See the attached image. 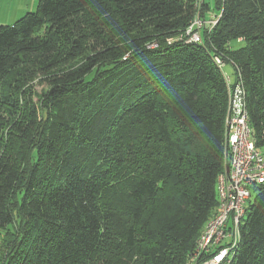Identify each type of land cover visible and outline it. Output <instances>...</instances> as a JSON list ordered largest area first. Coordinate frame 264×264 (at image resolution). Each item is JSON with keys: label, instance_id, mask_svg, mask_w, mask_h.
Masks as SVG:
<instances>
[{"label": "trees", "instance_id": "obj_1", "mask_svg": "<svg viewBox=\"0 0 264 264\" xmlns=\"http://www.w3.org/2000/svg\"><path fill=\"white\" fill-rule=\"evenodd\" d=\"M214 9L200 42L206 0H38L0 24V264H188L226 170L217 58L264 152V0ZM253 190L232 264H264Z\"/></svg>", "mask_w": 264, "mask_h": 264}, {"label": "built area", "instance_id": "obj_2", "mask_svg": "<svg viewBox=\"0 0 264 264\" xmlns=\"http://www.w3.org/2000/svg\"><path fill=\"white\" fill-rule=\"evenodd\" d=\"M212 24L215 20H210ZM205 21H193L185 30L189 41L200 42ZM216 62L223 68L217 58ZM228 83L224 153L227 169L217 177V210L204 224L188 264H232L239 225L254 187L264 185V152L255 146L240 82Z\"/></svg>", "mask_w": 264, "mask_h": 264}, {"label": "rangeland", "instance_id": "obj_3", "mask_svg": "<svg viewBox=\"0 0 264 264\" xmlns=\"http://www.w3.org/2000/svg\"><path fill=\"white\" fill-rule=\"evenodd\" d=\"M37 1L38 0H0V24L12 23L18 17L24 14L26 11H34L36 9ZM206 1L210 5V10L205 13L206 19L201 18L200 13L198 11L191 22H193L194 20L195 21L209 20V19L215 20V17L213 15L216 13V10L214 9V0H206ZM30 2H34L33 4L34 6L30 5L31 8H27V9L25 8V10L23 11V8L26 7L25 3L29 5ZM15 3L18 5L15 6ZM198 10H199V7H198ZM7 19H11V20L9 21ZM187 41H189L188 37H187ZM189 42H192V41H189ZM222 69L226 75L231 76V77L233 76L232 75L233 67L230 62L225 63ZM39 89L40 87L37 86V90ZM254 194H255V190L252 191V194L249 200H253Z\"/></svg>", "mask_w": 264, "mask_h": 264}, {"label": "crops", "instance_id": "obj_4", "mask_svg": "<svg viewBox=\"0 0 264 264\" xmlns=\"http://www.w3.org/2000/svg\"><path fill=\"white\" fill-rule=\"evenodd\" d=\"M20 2H22V1H20ZM19 4H20V3H19ZM33 4H34V2H30L29 5H27V3H25L26 7L23 8V11L25 10V8H26V9H27V8H31L30 5H33ZM16 5H18V4L15 3V6H16ZM33 6H34V5H33ZM16 16H17V15H16ZM7 20L10 21L11 19H7Z\"/></svg>", "mask_w": 264, "mask_h": 264}, {"label": "water", "instance_id": "obj_5", "mask_svg": "<svg viewBox=\"0 0 264 264\" xmlns=\"http://www.w3.org/2000/svg\"><path fill=\"white\" fill-rule=\"evenodd\" d=\"M226 169H227V164H226Z\"/></svg>", "mask_w": 264, "mask_h": 264}]
</instances>
